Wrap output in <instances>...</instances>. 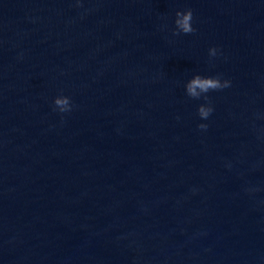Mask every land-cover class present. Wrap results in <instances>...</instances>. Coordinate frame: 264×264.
Instances as JSON below:
<instances>
[{
	"label": "water",
	"instance_id": "95a60500",
	"mask_svg": "<svg viewBox=\"0 0 264 264\" xmlns=\"http://www.w3.org/2000/svg\"><path fill=\"white\" fill-rule=\"evenodd\" d=\"M0 264H264V0H0Z\"/></svg>",
	"mask_w": 264,
	"mask_h": 264
},
{
	"label": "clouds",
	"instance_id": "9594fccd",
	"mask_svg": "<svg viewBox=\"0 0 264 264\" xmlns=\"http://www.w3.org/2000/svg\"><path fill=\"white\" fill-rule=\"evenodd\" d=\"M192 18H193V14L191 9H188L187 11L184 12L177 11L175 25L183 33L186 34L191 33L194 31V29L191 26ZM210 51L213 54H215L216 49L212 48L210 49ZM229 84H230L229 81H224V83L222 84L218 77H207V78L197 77L194 80H192L191 83L188 85V93L190 96L198 99L200 94L196 91L197 88H199L200 91L203 93H208L210 90L215 91L228 87ZM55 106L59 109L60 112L71 111L70 99L65 96H60L56 98ZM211 112H212V108L210 107L207 109H205L202 106L198 108V114L201 118H207ZM198 127L201 129H205L207 125L200 124L198 125Z\"/></svg>",
	"mask_w": 264,
	"mask_h": 264
}]
</instances>
